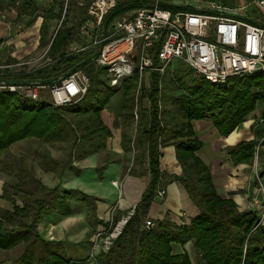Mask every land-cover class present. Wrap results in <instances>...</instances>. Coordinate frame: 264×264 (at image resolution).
Here are the masks:
<instances>
[{"label":"trees","instance_id":"1","mask_svg":"<svg viewBox=\"0 0 264 264\" xmlns=\"http://www.w3.org/2000/svg\"><path fill=\"white\" fill-rule=\"evenodd\" d=\"M48 1L46 22L39 14L38 0H0V11L15 10L18 19H28L27 27L39 17L43 18L40 42L41 46L49 48L47 58L52 61L42 69L13 77V81H40L49 85L73 72L85 70L91 85L77 103L64 107L32 102L16 93L0 92V170L8 171L17 180L14 185L4 184L2 197L11 202H15L13 197L22 201V206L14 203L12 211L0 209V249L10 250L23 245V253L16 260L0 264H90L88 259L71 261L63 242L44 239L38 227L46 214L73 215L71 202L77 201L89 210L90 239L99 225L109 229V223L97 215L100 200L79 190L63 189L60 184L55 187L45 185L37 176L33 163L45 172L54 173L59 180L67 172L79 175L80 170L74 167V162L105 150L108 139L113 137L101 114L118 93L122 96L121 118L130 129L136 123L134 136L125 133L122 136L123 150L135 152L130 174L149 176V183L121 235L108 251L97 256L93 264H192L187 253L175 254L173 249L174 244L189 242L193 243L203 264H264V221L261 222L257 212L241 211L232 199L219 195L210 168L197 155L203 143L192 125L193 121L207 119L221 136L231 135L259 104L264 103V73L213 84L204 77H195L192 69L180 61L170 79L176 88L165 100L163 83L172 68L164 75L150 73L149 86L135 72L119 88H110L101 77L103 70L94 71L90 65L88 53L66 54L67 48L80 40V26L87 20L88 8L94 0ZM220 1L230 4L233 0ZM151 3L152 0H117L116 7L105 17L104 26L126 12L150 7ZM71 7L78 8L81 18L78 24H69ZM161 7L172 11H196L195 8L163 3ZM55 20L57 25L50 35L48 21ZM145 101L150 104L148 112L144 108ZM28 139L51 145L65 143V154L55 159L50 149L37 148L30 165L25 157L6 158L13 145ZM166 147L175 148L182 170L180 175L162 170V150ZM262 148L264 140L253 139L229 146L226 151L232 162L239 165L253 163L257 151L261 156ZM109 163L105 160L96 168L99 179H103ZM263 176L264 168L260 171V177ZM173 182L186 191L198 214L188 221L181 218L177 221L167 214L163 220L156 221L154 228L144 229L158 192Z\"/></svg>","mask_w":264,"mask_h":264},{"label":"built area","instance_id":"2","mask_svg":"<svg viewBox=\"0 0 264 264\" xmlns=\"http://www.w3.org/2000/svg\"><path fill=\"white\" fill-rule=\"evenodd\" d=\"M161 4L162 0H152L150 7L126 12L104 26V19L116 7L117 0H94L88 8L87 20L80 26V40L73 42L66 54L88 53L90 62L105 70L113 89L122 86L135 72L140 80L152 72L164 75L177 59L187 64L195 77H204L213 84L264 73V22L252 23L247 17L252 7L264 10V0L248 1L242 8L211 2L206 9L195 12L172 11ZM48 49L33 62L0 64V92L20 94L32 102H48L56 107L77 103L91 85L90 77L81 70L49 85L40 81H13L14 75L9 71L15 67L37 64L43 58V63L32 71L50 64ZM42 92L46 98L41 96ZM258 152L255 173L260 181ZM165 196L166 191L160 190L157 198L162 200ZM115 212L116 208L110 211L109 229L104 227L93 236L90 257L110 249L133 213L114 222ZM155 224L154 219L147 217L144 229L150 230Z\"/></svg>","mask_w":264,"mask_h":264},{"label":"crops","instance_id":"3","mask_svg":"<svg viewBox=\"0 0 264 264\" xmlns=\"http://www.w3.org/2000/svg\"><path fill=\"white\" fill-rule=\"evenodd\" d=\"M38 1H45L49 4L48 0ZM252 8L253 11L247 17L252 22L263 23L258 16L255 18L252 13L257 12L256 14L262 15L264 10ZM25 20L18 19L15 10L0 11V59L11 57L12 61L17 62L32 55L38 50V46H41L42 19L37 23V26L32 25L31 27H27ZM34 26H36L35 29L37 28L35 31L32 30ZM146 102L148 101L144 102V108L148 112L150 104L149 102L146 104ZM261 105L259 104L247 120L228 137L221 136L210 120L193 121L192 125L199 140L203 143V147L197 155L210 168L219 195L225 199H232L241 211H255L259 216H264V176L260 181L257 180L255 160L253 163L235 165L226 151L227 147L235 146L243 141L256 139L262 142L264 140V103ZM108 107L102 112L101 117L103 123L111 130L113 137L108 139L105 150L82 161L74 162V167L80 170L79 175L67 172L59 180L54 173L45 172L40 165L33 163L37 176L45 185L55 187L60 184L63 189L79 190L97 197L100 200L97 203V215L103 222L109 221L110 211L113 208H116L115 218L117 220H121L133 212L149 183V176L139 177L130 174V170L134 166L135 152L126 153L122 147L123 134L134 136L136 123L130 129L120 116V106L118 105L113 114ZM135 118L137 120V114H135ZM34 141L37 140L28 139L13 145L6 158L25 157L30 165L35 149L15 152L12 149H18L20 145H34ZM51 154L55 159L60 157L54 151H51ZM105 160H109L110 163L104 172L103 179H99L96 168L103 165ZM258 163L262 170L264 168V148H262ZM161 168L168 174H181L182 170L176 159L174 147H166L162 150ZM136 169L139 170L138 167ZM16 182L17 180L8 171L0 170L1 210L12 211L14 203L22 206V201L18 197H13L15 202L2 197L4 184L14 185ZM165 191L164 199L156 198L153 202L148 218L159 221L170 214L174 220L188 221L198 214L197 208L180 184L170 183ZM71 208L73 215L69 217L57 213L44 215L38 231L46 240L63 242L66 255L71 261H83L91 255L93 245V237L89 239L92 228L87 222L89 210L77 201L71 202ZM103 229L104 227L99 225L96 233ZM191 246L194 247L192 242L185 245L174 244V253H187L191 259L189 250ZM16 249H19L17 254L14 252ZM22 253L23 245H18L10 250L0 249V262L18 258Z\"/></svg>","mask_w":264,"mask_h":264},{"label":"rangeland","instance_id":"4","mask_svg":"<svg viewBox=\"0 0 264 264\" xmlns=\"http://www.w3.org/2000/svg\"><path fill=\"white\" fill-rule=\"evenodd\" d=\"M250 0H233L232 2H229L230 4L228 3H223L222 1L220 0H162V3L163 4H167L169 6H173V7H176V6H180V7H190V8H195V9H206L208 4L211 3V2H221L222 4L228 6V7H231V8H242L244 7V5L246 4V2H248ZM39 2V6L41 7V11H40V16H44L43 18L45 19V21L47 22V19H46V9L48 7V3H46L45 1H38ZM248 11V10H247ZM251 11H253V8L250 9V12H248L247 14L251 13ZM257 12L255 13H252V15L257 18V16L259 17V19L261 20V22H264V12L263 14H256ZM69 24L70 25H73V24H78L79 21H80V16H78V8H74V7H71L70 8V12H69ZM43 18L40 17L37 19V21L33 24V25H36L37 26V23L40 21V19H42V22L43 21ZM25 22H28V19L25 20ZM48 23L51 25V30H50V35L52 34V32L54 31V29L56 28V25H57V21H52ZM27 24V23H25ZM32 28L33 31H35V27ZM25 29V27H24ZM49 35V36H50ZM48 49V47H43V46H38V50H36L32 55H29L27 56L26 58L20 60V61H17V62H33L34 60L36 59H39L43 56V54L46 52V50ZM45 60V58L41 59L40 61H38L37 64L41 65L43 63V61ZM179 62L180 60H175V62L173 63V66H172V69L171 71H169L170 73L166 75V82L163 83V100H165L168 96H171L175 90V85L170 82V79L172 77V71L174 70V68H177V66L179 65ZM10 63H13L11 57L10 58H1L0 59V64H10ZM37 64L34 63H30V64H26L24 66H20V67H15L13 68V70L11 69V71H9L11 74L14 75V77H19L20 74H28L29 72H31L32 70H34L36 67H37ZM90 65L94 67V71H96L97 69L101 72L102 69L96 67V65L92 64L90 62ZM84 74H86V71H82ZM101 77L102 79L106 82V84H108V75L107 73L105 72V70H103V72L101 73ZM145 83L147 86H149L150 84V74H146L145 76V79H144ZM41 96L43 98H46L47 95L45 92H42ZM49 97V96H48ZM49 99V98H48ZM50 100H51V97H50ZM121 102H122V96L120 93H118L115 97L112 98L111 102H110V105H109V110L111 111V114L115 113L116 109L118 108V105L120 106L121 105ZM148 102H146L147 104ZM166 103V102H165ZM263 104V103H262ZM261 105V104H260ZM263 106V105H261ZM111 117V116H110ZM35 144L34 145H31V146H24V145H20L18 146V149L14 148L12 149L13 152L15 151H19V150H33V149H37V147L39 148H42V147H46L48 149H50L51 151H54L55 154H58L60 156H63L65 153V150H66V144L63 143V144H57V145H51V144H46V143H43V142H40V141H34ZM24 146V147H23ZM64 148V150H61L59 148ZM260 157V155H259ZM98 175V174H97ZM93 244V243H92ZM18 250L19 249H16V251H14L16 254L18 253ZM190 255H191V259H192V262L193 264H203L200 260H199V257L195 251V248L194 247H190ZM7 256H10L9 254H7ZM97 258V256H93V257H88V261L90 264H93L95 262V259ZM11 259V258H10ZM17 258L15 259H11V260H6V261H3V262H7V263H10V262H13L14 260H16Z\"/></svg>","mask_w":264,"mask_h":264}]
</instances>
